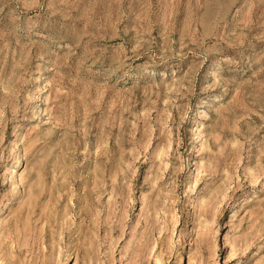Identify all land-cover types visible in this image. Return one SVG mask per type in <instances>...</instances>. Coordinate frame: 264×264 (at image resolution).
I'll return each mask as SVG.
<instances>
[{
  "label": "rangeland",
  "instance_id": "obj_1",
  "mask_svg": "<svg viewBox=\"0 0 264 264\" xmlns=\"http://www.w3.org/2000/svg\"><path fill=\"white\" fill-rule=\"evenodd\" d=\"M264 264V0H0V264Z\"/></svg>",
  "mask_w": 264,
  "mask_h": 264
},
{
  "label": "bare ground",
  "instance_id": "obj_2",
  "mask_svg": "<svg viewBox=\"0 0 264 264\" xmlns=\"http://www.w3.org/2000/svg\"><path fill=\"white\" fill-rule=\"evenodd\" d=\"M188 264H191V256L189 257V263Z\"/></svg>",
  "mask_w": 264,
  "mask_h": 264
}]
</instances>
